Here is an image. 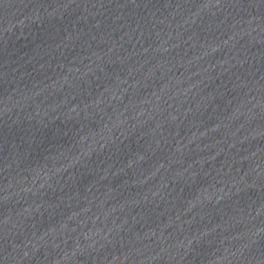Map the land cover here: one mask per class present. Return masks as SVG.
<instances>
[{"label":"water","instance_id":"1","mask_svg":"<svg viewBox=\"0 0 264 264\" xmlns=\"http://www.w3.org/2000/svg\"><path fill=\"white\" fill-rule=\"evenodd\" d=\"M0 264H264V0H0Z\"/></svg>","mask_w":264,"mask_h":264}]
</instances>
